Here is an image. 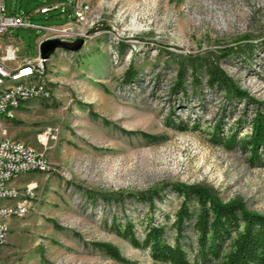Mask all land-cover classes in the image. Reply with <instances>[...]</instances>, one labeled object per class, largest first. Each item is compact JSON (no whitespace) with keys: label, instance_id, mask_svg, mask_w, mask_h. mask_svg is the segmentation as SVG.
Returning <instances> with one entry per match:
<instances>
[{"label":"rangeland","instance_id":"374dc122","mask_svg":"<svg viewBox=\"0 0 264 264\" xmlns=\"http://www.w3.org/2000/svg\"><path fill=\"white\" fill-rule=\"evenodd\" d=\"M61 1L67 0H5V16L100 33L79 52H53L46 77H54L55 90L48 100L19 119L0 117L9 138L14 133L44 153L57 171L44 174L26 200L28 214L18 220L14 243L0 247V264H162L113 228L130 222L141 242L147 224L169 214L170 241L168 227L182 202L171 192L174 184L202 185L222 203L238 200L264 214V168L251 167L247 154L217 141L264 104V0H83L92 29L58 10L33 14ZM43 35L8 29L0 46L13 43L18 57L32 59ZM210 64L246 97L209 88ZM181 69L182 85L173 91ZM47 125L54 135L43 147L36 134ZM238 128V140L250 133L245 124ZM154 191L161 200L152 210L147 201ZM98 244L112 246L121 259Z\"/></svg>","mask_w":264,"mask_h":264},{"label":"trees","instance_id":"16d2710c","mask_svg":"<svg viewBox=\"0 0 264 264\" xmlns=\"http://www.w3.org/2000/svg\"><path fill=\"white\" fill-rule=\"evenodd\" d=\"M205 73L209 88L220 89L228 98L236 100L246 97L218 66L210 64ZM184 75L185 70H179L173 91L181 87ZM132 76V71H128L124 80L128 82ZM260 105L262 107L256 108L249 120H239L236 130L231 131L225 140H217L229 149L238 148L247 154V161L253 168H264V104ZM242 124L250 127V133L238 140L241 129L238 127ZM142 136L150 137L143 133ZM170 189L182 199L168 227L172 233L170 241L167 237L169 214H163L164 222L153 223L154 219L149 222L141 242L136 239L130 222L123 229L120 226L113 228L115 234L134 248L147 250L151 260L156 263L264 264V214L250 212L238 200L222 203L209 188L202 185L174 184ZM141 199L147 201L143 196ZM148 199V209L152 210L155 200H161L157 191ZM97 247L109 257L121 259L119 252L112 246L98 244Z\"/></svg>","mask_w":264,"mask_h":264},{"label":"built area","instance_id":"2783aa9c","mask_svg":"<svg viewBox=\"0 0 264 264\" xmlns=\"http://www.w3.org/2000/svg\"><path fill=\"white\" fill-rule=\"evenodd\" d=\"M89 5L83 0H67L37 8L33 14H48L59 11L61 18L68 22L83 25L92 29L94 23H88L87 13ZM5 0H0V37L8 29L32 28L44 32L42 40L58 39L61 41L83 38L85 41L94 39L100 32L85 31L77 33L69 23L59 26L38 27L30 24L26 17L5 16ZM89 24V25H88ZM118 41L120 36L112 31ZM17 52L10 44L0 46V117L15 119L19 108L31 100H48L51 97L47 87L46 63L39 55L32 59L24 58L21 62L17 59ZM0 122V199L5 202L15 201L0 206V247L6 245L11 230V222L24 218L28 214L26 200L33 198L36 185L28 184L23 188L10 185L18 175L27 173H56L55 167L44 155L32 148L29 144L7 136L5 128ZM54 129L46 127L37 135L38 143L45 147L53 138Z\"/></svg>","mask_w":264,"mask_h":264},{"label":"crops","instance_id":"0c3cea01","mask_svg":"<svg viewBox=\"0 0 264 264\" xmlns=\"http://www.w3.org/2000/svg\"><path fill=\"white\" fill-rule=\"evenodd\" d=\"M5 44H10L14 49H15V51L16 52H18V50H19V48L18 47H16V45H14L13 43H4L3 45H5ZM55 53V52H54ZM58 53V52H57ZM72 54V53H71ZM58 55L59 56H63V54H61V53H58ZM17 59L19 60V61H21V60H23L24 58H20V57H18L17 56ZM52 62V59H51V57H49L48 58V60H47V65H48V63H51ZM47 65H46V67H47ZM51 65V64H50ZM51 66H54V64H52ZM68 67H70V65H65L64 67H63V69H64V71H66V69L68 68ZM83 71V69H80V71L79 72H82ZM50 79H52V80H54V77H52L51 75H47V87L50 89V92H52L53 90H55L54 88H55V84L50 80ZM81 81L79 80V83H80ZM41 102H43V100L42 99H40V100H36V101H34V102H32V103H30V102H28V103H26L24 106H22L21 108H19L18 109V111H17V113H16V118L17 119H19V117H21V116H24L25 115V113L27 112V111H29V110H32L35 106H38V104L39 103H41ZM46 127H52L51 125H47ZM46 127H44V128H46ZM44 130V129H43ZM42 131V130H41ZM41 131L40 132H38L37 134H36V136L39 134V133H41ZM11 138L10 139H16V140H21V139H19V137L17 136V137H14V133H11V136H10ZM36 138V137H35ZM22 141V140H21ZM40 147V146H39ZM37 149V148H36ZM50 154V156L49 157H51L52 155V153L51 152H48V155ZM25 175H28V176H25ZM18 179H23V180H25V181H23L24 183H21V185H19V186H15L14 185V182H16ZM46 178H45V175L44 174H41V173H34V174H29V173H27V174H21V175H18V176H16L12 181H11V183H10V185L12 186V187H15V188H23V187H25L26 185H28V184H35V185H37V188H38V185L40 184H42L43 183V180H45ZM8 203H16L15 201H12V202H5L4 203V205L5 204H8ZM18 227V220H14V221H12L11 222V230H10V234H9V236H8V240H7V243H14V240H15V231H16V228Z\"/></svg>","mask_w":264,"mask_h":264},{"label":"water","instance_id":"95a60500","mask_svg":"<svg viewBox=\"0 0 264 264\" xmlns=\"http://www.w3.org/2000/svg\"><path fill=\"white\" fill-rule=\"evenodd\" d=\"M84 45V40L79 38L73 42H65L58 39L45 40L39 45L38 54L42 59H48L49 56L56 50L62 49L69 53L79 52Z\"/></svg>","mask_w":264,"mask_h":264},{"label":"bare ground","instance_id":"6f19581e","mask_svg":"<svg viewBox=\"0 0 264 264\" xmlns=\"http://www.w3.org/2000/svg\"><path fill=\"white\" fill-rule=\"evenodd\" d=\"M78 39H79V38H78ZM82 39H83V38H82ZM51 40H53V39H51ZM76 40H77V39H76ZM83 40H84V39H83ZM74 41H75V40H74ZM65 42H69V41H65ZM72 42H73V41H72ZM52 54H53V53H52ZM52 54H51V55H52ZM38 55H39V54H38ZM51 55H50V56H51ZM39 56H40V55H39ZM50 56H49V57H50ZM47 60H48V59H47ZM41 174H42V173H41Z\"/></svg>","mask_w":264,"mask_h":264}]
</instances>
